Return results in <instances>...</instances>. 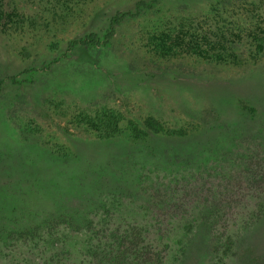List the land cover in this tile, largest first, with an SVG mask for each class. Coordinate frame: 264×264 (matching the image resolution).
<instances>
[{"label":"rangeland","instance_id":"rangeland-1","mask_svg":"<svg viewBox=\"0 0 264 264\" xmlns=\"http://www.w3.org/2000/svg\"><path fill=\"white\" fill-rule=\"evenodd\" d=\"M14 1L25 20L16 40L0 33V78L5 79L0 88L1 198L13 196L23 202L29 197L35 199L36 207L42 199L34 197L41 186L50 196L45 206L52 211L59 205L58 192H63L60 201L71 196L76 199L80 192L85 197L88 179L82 191L74 188L75 192H68L79 177L91 179L92 171L105 165L102 172L106 174L108 166L110 170L117 162L131 167L137 157H123L128 150L123 142L97 136L102 123L113 116L118 117V128L123 130L133 125L150 130L142 124L147 117L154 118L162 130H264V0H159L142 16L116 26L108 48L90 51V57L72 53L56 63L53 60L64 50L67 39L97 31L116 11L132 10L136 0H94L74 20L55 18L49 25L38 13L37 0ZM249 9L254 14L252 22L244 13ZM234 11L244 19L235 20ZM219 12L243 31L246 28L254 33L247 37L242 31L224 45L236 58H197L185 48L160 56L154 41L148 40V24L153 20L166 21L161 28L169 30L168 25L181 21L194 24L206 16L218 18ZM35 16L33 23L30 19ZM50 42H56L55 50L47 48ZM218 49L214 46L212 50ZM11 75L25 82L6 83ZM250 107L255 115V110L262 113L261 117L241 114H251ZM86 116H96V120L92 117L88 123ZM158 144L177 149L187 146L175 141ZM156 174L151 178L169 179ZM72 205L69 211L76 210ZM117 209L112 207L110 214ZM118 214L125 225L131 219L141 221V213H132L130 205L120 208ZM136 224L145 226L147 221ZM113 225L106 222V227ZM261 232L253 236L257 242L254 264H264ZM248 248L252 250L243 244L242 249Z\"/></svg>","mask_w":264,"mask_h":264},{"label":"trees","instance_id":"trees-1","mask_svg":"<svg viewBox=\"0 0 264 264\" xmlns=\"http://www.w3.org/2000/svg\"><path fill=\"white\" fill-rule=\"evenodd\" d=\"M158 1L136 0L132 10L116 11L97 31L67 39L64 50L53 61L72 53L90 57V51L108 48L116 26L142 16ZM14 2L0 0V33L16 40L25 18ZM37 2L38 13L49 25L55 18L74 20L94 0ZM233 13L238 16L235 20L244 19L239 11ZM244 13L252 22L253 12L249 9ZM217 15L194 24L177 22L168 25L169 30L161 28L166 21L153 20L148 24V40L154 41L160 56L185 48L197 58H236L224 45L232 43L231 37H239L243 30L228 16ZM34 18L30 19L33 23ZM245 29L243 33L252 37L254 33ZM214 46L220 49L213 51ZM47 48L55 50L56 42ZM4 80L0 78V88ZM6 80L10 85L25 82L17 75ZM248 110L251 114L240 113L251 119L262 115L256 110L255 115L254 107ZM92 117L86 116L88 123ZM117 122V116L103 122L97 136L123 142L128 148L123 157L136 156L137 160L131 167L122 162L110 170L108 166L106 174L102 172L106 165L98 167L91 179L79 177L68 192H75L74 188L82 191L88 179L85 197L80 192L76 199L71 196L60 201L63 192H58L59 205L51 211L45 206L50 196L41 186L34 197L42 199L36 207L35 199L29 197L19 198L22 202L13 196H0V264H254L257 242L253 236L261 231L264 235V130H162L152 117L142 123L150 130L134 125L123 130ZM173 141L187 146L177 149L158 144ZM156 171L169 179L151 178ZM62 203L68 207L73 204L76 210L69 211ZM128 205L132 213H141V221L121 222L119 210ZM112 207L119 208L114 215L110 214ZM144 220L147 225L136 224ZM106 222L113 227H106ZM243 244L252 250L245 251ZM4 250L12 255L4 256Z\"/></svg>","mask_w":264,"mask_h":264}]
</instances>
